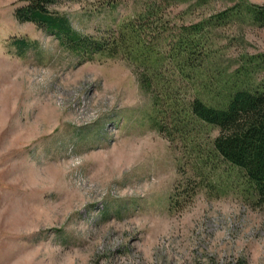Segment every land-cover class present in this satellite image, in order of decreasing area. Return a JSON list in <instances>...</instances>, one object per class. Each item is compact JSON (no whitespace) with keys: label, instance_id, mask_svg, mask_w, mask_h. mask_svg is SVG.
Masks as SVG:
<instances>
[{"label":"rangeland","instance_id":"374dc122","mask_svg":"<svg viewBox=\"0 0 264 264\" xmlns=\"http://www.w3.org/2000/svg\"><path fill=\"white\" fill-rule=\"evenodd\" d=\"M145 1L49 6L81 33L98 35L136 16ZM239 1L213 0L206 12ZM22 4L0 0V264H264V207L234 192V174L221 172L226 192L202 191L171 208L178 152L155 127L152 98L133 65L80 59L36 23L20 21ZM238 27L220 32L233 40L222 68L241 52H264V27ZM20 37L30 40L24 54L13 44ZM178 85L193 96L186 81Z\"/></svg>","mask_w":264,"mask_h":264},{"label":"trees","instance_id":"16d2710c","mask_svg":"<svg viewBox=\"0 0 264 264\" xmlns=\"http://www.w3.org/2000/svg\"><path fill=\"white\" fill-rule=\"evenodd\" d=\"M22 1L16 17L53 34L80 59L101 55L133 65L152 98L155 127L178 152L180 178L171 208H185L202 191L229 190L219 182L226 171L234 174L229 184L234 192L251 206L264 207V52H241L231 56L227 68L219 64L233 42H225L220 32L236 25L241 33L247 25L264 27V3L241 0L206 12L213 0H146L117 28L86 35L67 14L50 8L53 0ZM182 5L178 12L170 8ZM197 10H202L199 19L187 22L186 15ZM13 44L24 54L30 40L15 38ZM184 81L193 91L190 98L178 85ZM213 128L218 132L211 135Z\"/></svg>","mask_w":264,"mask_h":264}]
</instances>
